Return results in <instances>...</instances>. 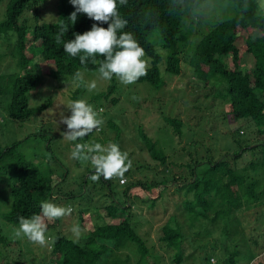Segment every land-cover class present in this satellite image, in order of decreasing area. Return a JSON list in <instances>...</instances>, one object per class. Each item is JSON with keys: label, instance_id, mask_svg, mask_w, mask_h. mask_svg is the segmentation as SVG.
<instances>
[{"label": "trees", "instance_id": "16d2710c", "mask_svg": "<svg viewBox=\"0 0 264 264\" xmlns=\"http://www.w3.org/2000/svg\"><path fill=\"white\" fill-rule=\"evenodd\" d=\"M32 1L9 0L5 16L0 20V43L8 45L9 56L13 60V66L8 68V73L0 71V106L6 114V119L10 120L9 123L20 126L52 105L50 99L37 107L31 103V97L36 94L33 92L41 82L40 64L48 66L45 74L55 81L58 88L73 81V75L77 70L98 73L99 67L88 63L85 69L80 64L79 56L72 57L63 50V42L74 39L73 33L83 34L97 22L85 14H78L77 22L62 37V42L57 43L58 20L38 21L37 16L34 27L27 26L22 15ZM207 1L209 0H180L184 7L182 17H178L175 12L170 14L169 0H128L127 5H118L121 17L128 21L127 27L122 31L132 33L145 49L146 57H151V67L147 75L136 83L146 82L159 91L165 84L164 74L174 77L184 74L179 48L188 41L189 33L184 31L185 22L190 13L197 11ZM219 1L223 5H229V12L194 45L188 66L195 78L203 82L206 85L204 88L208 89L202 97L218 99L226 106L225 115L228 123L248 121L254 126L257 136L261 137L264 136V12L257 9L256 0ZM73 11L75 9L70 0H56V18L66 19ZM99 26L108 27L107 24ZM241 34L247 37L239 47L236 40ZM150 36H156L157 44L151 41ZM32 42L40 45V51L35 57L33 53L31 55L26 53ZM243 54L250 55L253 59V66L250 69L242 68L240 65ZM5 57V53H0V62ZM97 59L103 60L104 57L98 56ZM109 82L106 91L91 97L88 100L89 104L100 100H108L110 104L117 103V98L108 99L116 89L115 76ZM82 88L83 86H79L70 93L71 102L80 99ZM194 109L199 111V107ZM6 119L1 118L0 125L4 120L8 121ZM162 119L180 143L182 124L179 117L175 115L163 118L162 114ZM209 123L210 121L205 118L204 124ZM108 125L115 131L119 129L113 121ZM41 132V135H46L47 131ZM138 135L149 158L164 165L167 157L162 149L158 148L157 142L149 138L141 128H138ZM49 136V140L54 139L50 133ZM87 136L83 140H77V143L86 141ZM22 142L24 140L0 148V163H4L6 159L11 160L10 169L5 164L3 167L0 166V173L10 176L11 197L10 209L2 218L16 226H19V217L27 218L33 214H40L42 201H51L55 196L60 201L74 198L76 195L83 196L82 188L77 194L73 191L65 192L61 188L69 172L66 169L60 175L54 174L51 166L57 163L58 159L51 156L50 144L45 145L42 154L43 157H46V153L50 156V165L47 164L43 168L28 161L17 151ZM113 143L119 144V132L116 133ZM200 147L204 150L203 154L181 148L188 157H186L188 161L182 165L188 171V177L182 178L180 184L176 183L175 177L169 176L159 181H151L150 184L146 181L129 183L122 190V196L126 200L124 204L116 203L112 181L101 177L99 182L109 193L104 196L110 200L101 207L105 214H99L100 221L81 239L82 244L73 243L72 239L57 232L50 251L51 264H160L158 257L151 254L146 241L138 235L131 223L129 191L135 188H142L145 192L151 188L155 189L157 191L153 199L155 201L162 196L170 183L176 184L175 189L184 197L182 206L186 216L199 225L208 223L214 225L231 218L234 214H253L252 218L264 216V141L259 140L253 145L246 144L236 153H219L217 157L212 154L211 148H203L202 145ZM257 150L260 154L258 162L252 161L244 169L235 168L244 151ZM139 168L142 166L135 167ZM129 174L128 171L125 176ZM84 191L87 196L93 192ZM153 200L151 207L154 206ZM95 208L97 209L95 212H98L99 207ZM87 212L90 211L85 207L79 211L80 221H83V215ZM126 213L129 214L124 216ZM59 221L60 219L54 220L52 225L47 226V230L54 229ZM170 222L161 228L158 244L166 253L173 252L172 261L179 264L182 260V242L185 237L176 218L171 217ZM259 237L263 240L261 249H264V231ZM248 240L255 248L259 246L258 237H254L251 232ZM0 243L2 245L10 243L1 232ZM129 244L133 246V254L126 253L118 257L120 253L128 251ZM236 255V251L228 252L226 257L219 258L216 262L213 258L209 259L210 261L206 257L202 258L207 264H237L234 259ZM6 264L11 262L6 261Z\"/></svg>", "mask_w": 264, "mask_h": 264}, {"label": "rangeland", "instance_id": "374dc122", "mask_svg": "<svg viewBox=\"0 0 264 264\" xmlns=\"http://www.w3.org/2000/svg\"><path fill=\"white\" fill-rule=\"evenodd\" d=\"M8 2L9 0H1L0 20L5 16V8ZM228 12V4L223 5L219 0H209L197 11L188 15L184 28V31L189 33L188 41L179 48L185 75L174 77L164 74L165 84L159 91H156L146 82L124 85L115 77L116 89L108 99L117 98V103L110 104L108 100L91 103L98 113L97 118L103 119L104 123L99 130H94L90 136H87L86 141H81V143H100L106 146L110 142L113 143L116 133L119 132L118 145L121 151L129 153V158L133 161V167L129 170L130 174L125 176V183L121 184L118 178L111 179L117 204L125 203L122 190L129 183L146 181L150 184L151 181H159L161 178L169 176L170 178L175 177L176 183L180 184L182 178L188 177V171L182 166L188 161V157L182 152V147L203 154L204 150L200 147L202 145L203 148H211L212 154L217 157L219 153H236L246 144L253 145L259 140L264 141V136H257L254 126L248 121L239 120L233 124L228 123L225 115L226 106L218 99L212 100L202 97L208 89L204 88L206 85L203 82L195 78L188 66L194 45ZM49 14L56 18V0H33L22 17L25 18L27 26L32 28L37 16L39 17L38 21H55L56 19L51 16L45 18ZM246 37L245 34H241L236 40L237 46L241 47ZM150 39L154 44H157L156 36H150ZM8 48L5 43H0V53L6 54V57L0 62V71L4 73H8V68L13 66V60L9 56L10 48ZM39 51L40 45L32 42L31 48L26 53L28 55L33 53L35 57ZM240 65L242 68L250 69L253 66L252 57L243 54ZM39 66L41 82L33 92L36 94L31 97V103L37 107L43 104L45 100L50 99L52 105L21 126L9 123L10 120L6 119V114L0 106L1 118L8 120L6 122L4 120L0 125V148L9 146L15 141L24 140L17 151L28 161L45 168L47 164L50 165V156L46 153V157H43L42 154L45 145L50 144L51 156L59 161L53 162L54 164L51 166L54 174L60 175L66 169L69 172L61 188L65 192L73 191L75 194L82 188L83 196L76 195L74 198H65L61 201L57 200L55 196L50 201L60 206L71 207L72 213L60 218L54 229L47 230L48 246L41 247L33 244L25 237L17 238L14 231L19 226L7 223L2 218L3 214L10 209L11 197L9 194L10 176L0 173V232L6 239L10 240L8 245L0 243V264H6V261L11 262V264H51L50 251L57 232L73 240L70 230L74 225L79 224L85 230L84 237L91 231L92 226L100 221L99 214H105L101 208L102 205L110 201L104 196L109 195V193L106 187L100 183L101 180H99L100 182H93L90 179L95 171L91 163L75 160L71 157V152L78 141H68L63 138V132L67 130V126L60 123V119L63 115H71L69 95L77 89V86L73 81H69L61 88L56 87L55 81L45 74L49 69L48 66L43 64ZM83 72L85 82L90 83L93 80L97 82V88L91 91L81 85L83 88L80 99L89 102L91 97L105 92L110 82L101 80L97 72ZM134 96L137 99H133ZM194 107H199V111H196ZM162 114L163 118L164 116L173 117L177 115L181 120L182 136L180 143L177 142V137L173 135L171 128L162 119ZM205 118L210 121L209 125L204 124ZM111 121L119 127L118 131L109 127L108 123ZM138 128H141L149 138L155 140L158 148L162 149L167 157L164 165H160L149 158L139 138ZM44 130L47 131L46 135H41L43 133L41 131ZM49 133L54 137L53 140H49ZM259 160L258 150L256 152L244 151L242 157L237 160L235 168L237 170L244 169L248 163ZM4 164L10 169L11 160L6 159L4 163H0V166L3 167ZM137 165L142 166V168L135 169ZM85 182L87 183L85 184ZM93 187H95L94 190ZM175 187L176 184L170 183L162 196L155 201L153 199L156 197L157 191L153 188L147 192L143 191L142 188L129 191L131 223L138 235L146 241L147 246L151 249V254L158 257L160 264H175L171 258L173 252L166 253L158 244L161 228L171 223V217L176 218V222L185 237L182 242V260L179 264H207L202 257H206L208 260L213 258L216 262L217 259L226 257L228 252L234 251L237 252L234 258L237 264H256L258 262L264 264V249H261L263 240L259 237L264 231V216L258 215L252 218L253 214H234L231 218L214 225L209 223L199 225L198 222L186 216L182 206L183 194L178 192ZM84 190H92L93 192L87 196ZM152 200L154 201L153 207L150 206ZM84 207L90 212L85 213L83 221H80L78 214ZM94 207H99L98 212H95L97 209ZM53 222L54 220L46 221L47 226L49 227ZM250 232L254 237H258L259 246L256 248L248 240ZM79 243L82 244L83 240H80ZM129 247L127 252L120 253L118 257H122L126 253L133 254V246L129 244Z\"/></svg>", "mask_w": 264, "mask_h": 264}, {"label": "clouds", "instance_id": "9594fccd", "mask_svg": "<svg viewBox=\"0 0 264 264\" xmlns=\"http://www.w3.org/2000/svg\"><path fill=\"white\" fill-rule=\"evenodd\" d=\"M74 7L69 17L55 18L59 21V32L56 36L57 43L62 42V37L69 28L77 22L78 14H85L93 23L89 31L83 34L73 33L74 39L63 42V50L72 57L79 56L80 64L85 67L88 63L99 65L97 71L101 80L111 81L113 76L124 85L135 84L141 77H145L151 67V57L145 58V49L140 46L134 35L122 31L127 27L128 21L121 17L118 5H127L128 0H70ZM264 0H258L256 7L264 12ZM170 14L175 12L182 17L184 7L180 0H169ZM67 21V23L65 22ZM102 24H107L104 28ZM104 57L103 60L97 59ZM73 83L81 85L89 91L97 88V82H85L84 72L77 70L73 75ZM137 99V97H133ZM70 116L63 115L60 123L67 126L63 138L68 141L83 140L94 130H99L103 119H98L94 107L83 99L74 100L69 105ZM71 157L75 160L90 162L94 174L90 176L93 182L118 178L120 183L126 182L125 173L133 167L129 153L121 151L116 143L106 146L100 143H76ZM40 214L31 217H19V227L15 229L17 238L25 237L33 244L41 247L48 246L49 238L46 236L47 223L71 215L72 208L60 206L50 201H42ZM73 243H79L85 230L79 224L71 228Z\"/></svg>", "mask_w": 264, "mask_h": 264}, {"label": "built area", "instance_id": "2783aa9c", "mask_svg": "<svg viewBox=\"0 0 264 264\" xmlns=\"http://www.w3.org/2000/svg\"><path fill=\"white\" fill-rule=\"evenodd\" d=\"M211 261H213V260H211Z\"/></svg>", "mask_w": 264, "mask_h": 264}]
</instances>
